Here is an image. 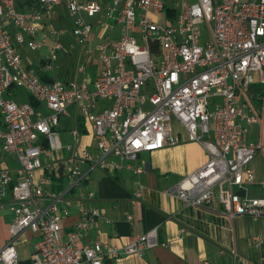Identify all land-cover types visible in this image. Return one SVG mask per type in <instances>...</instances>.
<instances>
[{
    "label": "built area",
    "instance_id": "1",
    "mask_svg": "<svg viewBox=\"0 0 264 264\" xmlns=\"http://www.w3.org/2000/svg\"><path fill=\"white\" fill-rule=\"evenodd\" d=\"M59 12L82 45L93 30L86 18L101 25L93 49L100 66L79 61L80 81L41 78L67 53L59 39L66 30L52 25ZM45 47L38 65L22 57ZM254 85L262 89L257 110L238 101ZM172 119L208 160L164 194L184 208L218 205L227 221L264 217V197L246 195L255 184L264 189L249 166L264 141H245L248 128H264V0H0V214L12 215L0 264H20L14 242L28 232L37 239L29 264H103L165 247L157 228L122 247L83 243L100 221L111 222L84 187L96 169L108 177L141 174L142 153L179 143ZM73 212L77 220L65 232Z\"/></svg>",
    "mask_w": 264,
    "mask_h": 264
},
{
    "label": "crops",
    "instance_id": "2",
    "mask_svg": "<svg viewBox=\"0 0 264 264\" xmlns=\"http://www.w3.org/2000/svg\"><path fill=\"white\" fill-rule=\"evenodd\" d=\"M92 69L97 71V66ZM256 89L262 90L259 85L251 86L248 95L239 94L238 101L247 99L257 110L259 98L254 103L252 97ZM79 124L81 128L82 122ZM171 134L178 137L177 145L153 153H142L144 157L142 154L138 157V163L144 164V171L139 175L126 170L113 177L97 169L90 173L84 187V190L94 193L90 205L104 210L111 222L100 221L98 229L91 230L83 243L99 239L122 247L157 228L158 239L166 243L165 247L159 246L139 256L104 260L103 264H264V217L244 216L227 221L221 217L218 205L184 208L175 196L164 194L208 160L206 150L199 143L188 141L176 119L171 120ZM245 141H264L263 126L257 124L248 128ZM90 143L91 138L82 139L83 145L88 147ZM6 160L10 163L15 161L12 156ZM249 166L254 171L255 182L264 179V151ZM140 186L143 187V195L136 198L134 194ZM246 195L262 198L264 189L255 184L248 187ZM76 220L73 212L63 223L64 231H70ZM27 234L29 238L36 239L35 235ZM253 237L261 240L260 248L253 246ZM231 250L236 252L237 259L234 260Z\"/></svg>",
    "mask_w": 264,
    "mask_h": 264
},
{
    "label": "rangeland",
    "instance_id": "3",
    "mask_svg": "<svg viewBox=\"0 0 264 264\" xmlns=\"http://www.w3.org/2000/svg\"><path fill=\"white\" fill-rule=\"evenodd\" d=\"M59 15V16H58ZM163 14H159V19H162ZM55 18L52 21V25L57 31L66 30V33L63 34L59 39L61 43L63 44V47L67 53L59 54L58 56V63H57V71L60 73L62 79H71L75 78L76 80L80 81L83 79L82 76L76 74V65L79 61L90 68H92V65L97 66L99 68L100 63L97 60V53L94 52L93 47L96 45L97 41L101 38V25L96 24V21L98 17L95 18H86L87 24L93 25V30L91 32V35L89 37V44L88 45H82L78 42V38L73 36L69 29L71 27V20L65 15L60 16V12L55 16ZM50 23V22H49ZM204 28V27H203ZM119 27H117L114 31V33L110 34V38L114 39L118 37ZM202 32H204V29H202ZM208 33V31H207ZM107 37V34L103 35V37ZM204 40V37H203ZM91 47V50L93 52L88 55L87 51ZM22 57L25 61H29L32 65H38L39 59H44L47 57V48H43L41 51L36 52H29L25 51V53L22 54ZM60 79V78H59ZM261 90L256 89L255 93L252 94L253 102H258L257 98H260ZM21 94V97L23 98ZM219 100V99H217ZM69 141V139H68ZM95 142L91 141V147H94ZM143 155V154H142ZM145 155V154H144ZM143 155V157H144ZM12 215L8 212H3L0 214V245H3L5 242H7L9 235L7 233V228L11 222ZM37 239L29 238V235L22 236L19 240L15 241L14 244L17 247V251L19 253V257L21 260H27L29 259V255L32 252V245L36 242Z\"/></svg>",
    "mask_w": 264,
    "mask_h": 264
},
{
    "label": "trees",
    "instance_id": "4",
    "mask_svg": "<svg viewBox=\"0 0 264 264\" xmlns=\"http://www.w3.org/2000/svg\"><path fill=\"white\" fill-rule=\"evenodd\" d=\"M168 16H170V18H172L173 14L168 15ZM41 78H42V80H44L46 82L53 81V80L66 81L65 79L61 78V75H60V73L57 70L55 71V73L45 74V75L41 74ZM30 102H31L32 105L36 106V104L32 100H30ZM20 264H29V261H20Z\"/></svg>",
    "mask_w": 264,
    "mask_h": 264
},
{
    "label": "water",
    "instance_id": "5",
    "mask_svg": "<svg viewBox=\"0 0 264 264\" xmlns=\"http://www.w3.org/2000/svg\"><path fill=\"white\" fill-rule=\"evenodd\" d=\"M241 195H243V193H240Z\"/></svg>",
    "mask_w": 264,
    "mask_h": 264
}]
</instances>
